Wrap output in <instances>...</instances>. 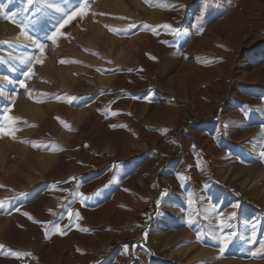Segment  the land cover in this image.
Returning <instances> with one entry per match:
<instances>
[{
	"label": "rangeland",
	"instance_id": "obj_1",
	"mask_svg": "<svg viewBox=\"0 0 264 264\" xmlns=\"http://www.w3.org/2000/svg\"><path fill=\"white\" fill-rule=\"evenodd\" d=\"M81 3L0 0V264H57L76 236L85 246L63 264H264V17L240 36L260 11L87 0L69 19ZM151 41L171 47L156 57ZM39 44L60 59L40 78L20 67L46 61ZM73 185L84 225L44 236L52 199Z\"/></svg>",
	"mask_w": 264,
	"mask_h": 264
},
{
	"label": "bare ground",
	"instance_id": "obj_2",
	"mask_svg": "<svg viewBox=\"0 0 264 264\" xmlns=\"http://www.w3.org/2000/svg\"><path fill=\"white\" fill-rule=\"evenodd\" d=\"M248 1L249 5L251 6V10H256V11H260L259 14H255V13H249V15L246 16V22L245 24L242 26L241 28V31H240V36L242 35V37H244L246 34L247 36L248 35H252V33L255 32V30L259 27L260 25V22H261V18L264 17V0H246ZM179 8V7H178ZM254 8V9H252ZM167 13V12H166ZM165 14V12H164ZM248 14V13H247ZM168 16V14H167ZM170 16V15H169ZM181 16V15H180ZM179 16V17H180ZM181 18V17H180ZM169 19V18H168ZM172 19V17L170 18ZM178 20V19H177ZM264 20V19H263ZM172 21V20H171ZM177 22V21H176ZM261 27V26H260ZM262 28V27H261ZM244 32V34H243ZM170 36V35H168ZM151 40V39H150ZM52 43V42H51ZM49 45V44H48ZM54 45V44H53ZM157 45V46H156ZM189 46V45H188ZM46 48L48 47L47 45L45 46ZM58 47V46H57ZM97 47V45H96ZM170 45H168L167 43H162V42H149L148 45L146 46V49H150L152 50L151 52H153L154 55H156V57H160L161 55L167 53V51H169L170 49ZM59 48V47H58ZM58 48H56L57 51L60 52V54H65L64 52H62L61 50H59ZM99 48V45L98 47ZM175 48V47H174ZM49 49V48H47ZM215 50V49H214ZM47 51V50H46ZM144 51V50H143ZM216 52H218V54L220 55H223V57L225 55H228V52H226V50L224 48H219V49H216ZM47 52H45V49H44V52L42 53V56H46L47 59L45 61V58L41 61V59H39V62L36 61V64L35 62L33 63L30 62L29 59H22V61L24 63H20V67L21 68H25L26 65H28V68H30L29 66L32 65L33 66V69L32 70H37V76L38 78L41 77V73H39V71H41V68L44 67V71H42L44 74H51L54 72V66H55V62L57 61V58H55L54 56H52L50 54V51L48 52V54H46ZM67 53V52H66ZM54 55V54H53ZM66 55V54H65ZM72 55V54H71ZM63 56V55H62ZM128 56V55H126ZM139 56V55H138ZM66 57V56H65ZM94 55H91L89 57V60L90 61H93L94 62ZM228 57V56H227ZM43 58V57H42ZM36 59V57L34 58ZM59 59V58H58ZM64 59V58H62ZM37 60V59H36ZM60 60V59H59ZM41 61V62H40ZM64 61V60H62ZM68 61V59H67ZM70 62V60H69ZM26 63V64H25ZM106 64H108V62H106ZM159 64V59H157V61H155L154 63H152V65L154 66H157ZM59 65V64H58ZM61 65V64H60ZM31 66V67H32ZM215 66V65H214ZM61 68H64L63 66H60ZM31 69V68H30ZM34 73V71H33ZM36 73V71H35ZM34 73V74H35ZM95 75H97V73L94 71ZM208 80V79H207ZM206 80V81H207ZM209 81V80H208ZM64 84V81L62 79L58 80L54 87L52 85V89H59V88H62ZM66 86V85H65ZM64 86V87H65ZM36 89V88H35ZM24 92L28 94H30L31 92V95H29V98H39L35 92V90L33 89H30V87L24 89ZM192 92V91H190ZM50 93V92H49ZM193 94V93H192ZM25 100L24 99H19L18 100V104H22ZM100 102V101H99ZM27 103V102H26ZM17 104V105H18ZM65 104H60L61 107H64ZM59 106V107H60ZM94 106H96V104H94ZM20 107V105H19ZM22 108V106L20 107ZM19 108V109H20ZM58 108V107H57ZM23 109V108H22ZM21 110V109H20ZM90 111L92 109H89ZM93 113L95 112L94 109L92 111ZM96 114V113H95ZM37 115V114H36ZM34 116V115H33ZM35 117V116H34ZM91 117V116H90ZM93 117V116H92ZM133 124V123H132ZM238 160H241L240 158L236 157L235 158V163L236 161ZM243 161V160H242ZM230 162V161H229ZM241 162V161H240ZM243 163V162H241ZM233 164V163H231ZM246 164V163H244ZM232 166V165H231ZM236 166V165H234ZM239 166V165H238ZM244 167V166H243ZM242 167V168H243ZM237 168V167H236ZM241 169V167H240ZM249 170V169H248ZM235 172H237V169L234 170ZM140 172V171H139ZM141 173V172H140ZM139 174V173H137ZM146 175V174H145ZM174 176V175H173ZM137 177V176H136ZM141 177V176H140ZM168 177V176H167ZM170 178V177H168ZM176 178V177H175ZM143 179V178H142ZM141 179V180H142ZM168 181V180H167ZM135 190V189H134ZM137 191V190H136ZM138 192V191H137ZM201 192V191H200ZM67 196L65 195V197L62 195V193H58L59 196L58 197H55L53 198L52 200L55 202L53 203V209L52 210V215H53V212L54 214L56 215V211L58 208V211L59 212V216H58V220H56L54 222L53 219H50V221H46L44 223L41 222V226H42V232L44 234H57V235H63V234H71L75 231L76 234H78V231L81 229V226H83V217L85 216V213L87 212V208H85V200L83 199L84 198V194H85V189L82 187H78L77 185H73L71 187H69V189H67ZM64 197V198H63ZM112 202V201H111ZM50 203V202H49ZM111 204V203H110ZM112 210V209H111ZM110 210V211H111ZM50 211V210H48ZM112 212V211H111ZM48 215V214H47ZM54 215V216H55ZM44 216V215H43ZM45 218V217H44ZM85 218V217H84ZM1 222V221H0ZM88 221L86 219H84V223H87ZM15 226V223L13 224H10V227L11 228H14ZM73 231V232H72ZM81 232V231H80ZM82 233V232H81ZM44 234V236H46ZM38 235V238L39 240L41 241L42 240V237L40 235V233L37 234ZM61 237V236H60ZM65 237V235H64ZM66 238V237H65ZM76 238H79V236H76ZM72 239L70 238L69 239V243L67 245H64V246H59L58 245V256H57V264H63L65 262H68L72 257L71 255H77L79 256L80 254L78 253L79 250L85 246L84 243H82L79 239ZM88 238V237H86ZM85 239V238H84ZM86 240V239H85ZM87 241V240H86ZM88 243V241H87ZM94 243V242H92ZM42 244V243H41ZM40 246V245H39ZM41 247V246H40ZM87 247V246H86ZM81 249V250H82ZM86 249V248H85ZM81 253V252H80ZM79 254V255H78Z\"/></svg>",
	"mask_w": 264,
	"mask_h": 264
},
{
	"label": "snow or ice",
	"instance_id": "obj_3",
	"mask_svg": "<svg viewBox=\"0 0 264 264\" xmlns=\"http://www.w3.org/2000/svg\"><path fill=\"white\" fill-rule=\"evenodd\" d=\"M86 2L87 0H82V3L80 4L79 8L78 9H74L72 12H71V15L69 16V19L77 16V15H83L85 14V7H86ZM67 22V21H66ZM61 27H63V25H61ZM165 27H171L170 25H165ZM59 35V29H57L56 31L52 32L51 35L47 36V39L48 40H51L53 43L56 42V39H57V36ZM39 49L41 50V52H43V49H44V44H39L38 45ZM39 62V61H37ZM63 62V61H61ZM16 118L14 117H8V116H5L4 117V120L7 122V121H14ZM3 127L4 126H0V132L3 131ZM8 127L11 128V125L9 124ZM18 129H15V128H11V131H9L7 134L8 135H12V133L14 131H16ZM35 146V145H33ZM262 156H264V152L261 153ZM0 207H2V204H0ZM27 215V214H26ZM226 239H230V237H226ZM261 248L262 250H264V244L261 245Z\"/></svg>",
	"mask_w": 264,
	"mask_h": 264
}]
</instances>
